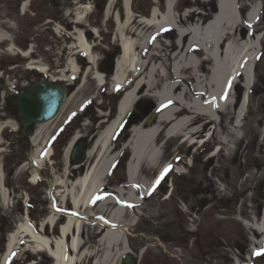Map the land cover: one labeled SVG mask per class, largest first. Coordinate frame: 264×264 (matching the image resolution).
Returning a JSON list of instances; mask_svg holds the SVG:
<instances>
[{
    "label": "rangeland",
    "instance_id": "obj_1",
    "mask_svg": "<svg viewBox=\"0 0 264 264\" xmlns=\"http://www.w3.org/2000/svg\"><path fill=\"white\" fill-rule=\"evenodd\" d=\"M55 1L60 2L58 10L60 13L54 15L55 19H53L47 14H40L41 6L47 9L46 0H20V3L26 4L25 9H21L22 14L16 0L15 2L0 0V36L3 37L0 40V123L12 122L16 125V131L5 128L0 133V150H2L0 170L4 177V190L2 188L0 193H9L6 203L2 205L0 202V233H2L0 257L7 235L15 231V225L22 222L27 211L28 217L34 224L44 220L50 212L49 190L56 177H63L62 151L68 141L78 134L79 141L85 145V151L88 150L94 137L106 125V121L113 119L116 103L122 93L130 88L126 86L125 90H116L113 95L111 94L114 89H111L109 84L114 63L121 58L117 44L112 42L115 24L111 18L102 24L92 2L85 0L84 5L90 6L94 13L87 20L88 29L85 26L78 29H82L88 42L94 45L92 50L94 75L98 73L97 75L105 77L106 81L104 88L100 89L92 80L93 71L86 78L84 77L91 66L88 65L84 55H77L71 51L72 36L62 33V30H65L70 34L72 30L70 28L72 24L68 23L72 15L67 18L64 12L67 11L69 3L75 5L71 2L73 0ZM262 1L264 2V0H237L242 23L235 37L244 39V35L250 33V37L254 38V33L263 32V40L259 42L261 49L256 58L255 85L250 90L249 103L244 110L239 130L233 131V109L224 113L218 112V123L210 121L203 115H195L193 123L205 125L206 128L200 127L199 132L192 134L194 140L202 138L201 134L207 131V127L214 125L212 137L203 148L191 149L185 144L180 145L182 137L179 136L167 141L159 151L157 167L159 168L164 162L172 161L174 168L170 167L163 177L157 180L158 183L154 181L158 174L157 168H148L146 163L140 168L138 181L152 185V189L147 191V197L140 200L139 209L131 206L126 210L127 215L124 218L127 228L125 235L129 239L133 256L137 257L140 248L146 246V251L137 264H264V250L257 254L259 246L252 241L264 235H257V232L252 230L253 228L261 230L258 223L264 216V23L261 24L259 18L254 26L249 27L245 20V14L251 6ZM158 3L162 13L164 0H158ZM146 5L147 0H141L143 12ZM115 7L119 11L118 2ZM32 8L39 9L38 20L36 19L35 23L38 22L30 26L27 22L31 23L30 19H34L30 14ZM177 8L182 11L194 8L198 11L184 19L178 16L180 32L188 31L192 24L207 22L216 12L215 0L208 3H203L202 0L194 2L182 0ZM113 11V14L117 12ZM132 13L134 23L130 26L131 31L126 37L130 36L139 45L134 52L135 58L137 57L140 64L149 66L148 69L151 70L157 88L163 86V83L168 84L173 79L171 67L173 65L176 67L178 64L173 61V54L177 52L175 45L177 32L169 28L152 32L139 23L145 18L143 14L138 10ZM48 21H53L55 24ZM56 27H60L59 34L54 32ZM92 28L99 33L98 38L90 33L89 30L92 31ZM147 36L150 38L146 41ZM187 37L182 39L184 43ZM12 44L13 49H30L28 57L17 55L13 49L10 51ZM203 57L201 51L189 63L198 67L199 74L205 79L213 67V62L209 58L203 60ZM33 62L48 69L46 77L27 69ZM66 66L77 67L78 75L71 78L70 74L65 72V77L71 79L68 83V101L62 111L48 122L51 124L44 127L53 156L50 162L44 163L40 172L42 180L37 185L31 186L28 182L32 172L29 160L33 147L30 142L37 126L28 128L29 134L19 129L17 112L14 110L17 103L16 93L32 83L39 82L40 79L50 81L59 78L60 72L67 70ZM146 72L143 68H139L141 77H145ZM180 76L179 82L183 85L181 89L184 88L186 91L184 100L187 102L194 94V79L190 77V72L187 74L183 72ZM175 77L177 78L178 75ZM239 81L240 84L234 89L237 104L243 92L241 87L243 81L242 79ZM138 96L134 112L129 117L133 126L149 119L156 108L153 93L146 95L144 90H140ZM185 111L182 115H189ZM130 130L129 126L128 130L121 131L116 139V146L121 147L128 141ZM163 140L164 137L160 134L157 143L160 144ZM113 146L112 144V148ZM216 146H220L221 150L214 154ZM109 151L111 153L109 157H112L113 149ZM130 153L131 150L125 149L119 157L117 166L111 171L112 180L107 179V186L99 193L103 199L109 194L115 195L113 187L122 186L124 189L128 187L124 171L121 170L125 169ZM91 161L92 158L87 161L84 159L81 164H75L69 160L70 180L68 181L73 182V179L85 174ZM76 165L79 167L73 170ZM170 189L172 196L168 201H162ZM53 194L55 193H51ZM138 196H140L139 192ZM53 201L54 206L58 207L57 198ZM69 210L70 206L65 205L64 211ZM90 211L93 216H85L84 219L88 221L82 225L81 238L84 243L82 248L90 253L95 252L96 256L81 264L101 261L104 255L102 249L98 250L97 247L98 231L99 224L105 222L108 215L96 209ZM132 213L134 218H131ZM62 222L63 217L60 216V223ZM191 233L196 235L193 236ZM47 234L50 238H54L57 229L52 233L48 231ZM251 246H254V251L249 250ZM23 247L24 245L16 251L7 264H21L23 261L32 260L38 261L39 264H51V260L46 255L34 256L25 253L22 251ZM116 249L118 248L113 249L108 257L112 259L118 251ZM120 264H122L121 260Z\"/></svg>",
    "mask_w": 264,
    "mask_h": 264
},
{
    "label": "bare ground",
    "instance_id": "obj_2",
    "mask_svg": "<svg viewBox=\"0 0 264 264\" xmlns=\"http://www.w3.org/2000/svg\"><path fill=\"white\" fill-rule=\"evenodd\" d=\"M132 0H122L121 8L115 7L114 0H107L104 9V18H111L114 25V35L112 42L116 43L120 50V57L114 63L112 80L109 86L111 89L118 91L130 86L118 101L116 112L113 119L106 121V125L94 137L92 144L88 148L85 160L92 158L88 164L85 175L81 174L73 182H69V158L71 150L79 139L76 134L62 151L63 153V177H56L51 184L49 196L51 198V211L41 221L42 232L34 229V224L29 218H24L21 223L15 225V228L6 238L5 253L0 257V264H7L8 260L19 250L24 244L22 251L32 255L44 254L51 260V264H81L87 262L91 257L96 256L95 252L83 250L82 238L80 233L83 230L82 225L87 223L84 217L91 215V209H96L98 212L107 214V220L100 223L99 240L97 243L98 250L102 249L104 255L101 261H96L93 264H120V260L125 254L129 253L125 246L126 229L124 218L126 210L135 207L139 209L140 196L146 194L152 189V185H146L144 182H139L140 168L143 164H147L148 168H157V161L160 156L161 147H158L157 140L160 134L164 139L171 140L175 137H183V143L193 144L194 138L192 134L199 132L200 127H195L193 120L195 115L205 116L210 121H217L216 115L218 112L224 113L233 109V131H238L241 127V120L244 116V100L237 104L233 90L238 86L239 79H242V91L248 89L254 83L252 74L255 63L254 55L257 52V43L263 38L254 37L251 39L249 35L245 40L236 36V31L242 23V18L238 16L237 0H215L216 12L209 17L207 22L203 24H192L188 31L180 32L178 23L180 19L175 15V6L178 0H164L162 13L159 12L158 0H154L155 8L152 9L151 15L139 22L143 27L152 32H158L162 29H172L177 32L175 45L177 52L173 54V61L178 64L171 67L173 79L168 84L156 87L151 70L146 64L142 65L135 58V51L139 45L136 40L126 37L130 33V26L134 23L133 13L130 10ZM203 3H208L211 0H202ZM26 4L22 6L25 9ZM113 10L117 12L113 14ZM74 23L84 24V20L91 13L90 6H77L74 10ZM188 12V11H187ZM185 12L183 18H186L190 13ZM193 14V13H192ZM203 14L205 12L203 11ZM246 22L249 27L254 26L259 19L257 16L256 7L251 6L246 14ZM60 28V27H59ZM55 28L56 34L60 33V29ZM180 33H179V32ZM92 32L97 34V30L92 28ZM72 35L71 51L77 55H84L89 67L84 77L86 78L94 67V56L92 55V44L87 40L84 31L74 28L70 33ZM183 36V37H182ZM185 43L182 41L184 37ZM182 37V39H181ZM122 38L124 40H122ZM150 38L146 37V41ZM3 37L0 36V40ZM13 44L10 47V51ZM8 50V52H9ZM13 51L22 57H28L30 49L21 51L14 48ZM202 51L203 60L209 58L213 62L211 71L204 79L199 74L198 67L191 66L189 62ZM255 53V54H254ZM184 62V63H183ZM180 64V65H179ZM186 64V65H185ZM67 67V66H66ZM28 68L41 71L47 74L48 69L42 65L30 63ZM139 68H143L146 72L145 77L139 74ZM65 72L70 74V77L78 75L77 67H67V70L61 71L59 78L51 79L53 82L69 83L71 79L65 77ZM190 72V77L194 79V90L189 98L185 101V89L181 82L182 73ZM92 73V80L96 86L100 88L103 83V77ZM175 75H178L176 78ZM205 76V75H204ZM131 80V81H130ZM240 84V83H239ZM230 85V86H229ZM157 89V90H156ZM178 89V91H177ZM144 90L146 95L153 93V98L156 106L164 102H169L170 106L163 112L159 113V117L148 127L145 123H139L132 127L126 148L131 150L129 161L126 165L125 176L128 187L120 188L113 194H109L104 199L99 196L100 191L106 185L109 170L114 165L109 156L112 147L113 137L117 133L118 128L126 119L127 114L132 111L137 103L139 96L138 91ZM178 92V93H177ZM245 97V96H244ZM168 100V101H166ZM187 112V116L182 115ZM102 116L103 114L100 113ZM185 114V113H184ZM100 115V116H101ZM51 123L38 125L31 137L32 155L29 160L32 172L29 178V183L34 184L39 178L40 171L43 170L44 163L50 162L52 155L51 149L47 143V133L44 127ZM101 127V125H100ZM8 128L16 131V125L12 122L0 123V131ZM207 137H210L208 134ZM2 150H0L1 152ZM113 153V152H112ZM42 155V156H41ZM79 165H76L73 170H76ZM1 171V170H0ZM179 171V169H178ZM3 174L0 172V190L3 187ZM70 180V179H69ZM138 190V192H137ZM51 193H55L51 195ZM57 198L58 206L65 208V205L70 206V212L58 211L57 206H54L53 199ZM2 204L8 200L6 192L0 193ZM62 213L66 220L59 227L57 238L46 237L48 228H54L57 222V215ZM134 218V216H132ZM48 227V228H47ZM54 230V229H53ZM258 232L260 230L256 229ZM118 248L116 255L108 257L113 252V249ZM130 248V247H129ZM97 250V249H96ZM21 264H39L38 261L21 262Z\"/></svg>",
    "mask_w": 264,
    "mask_h": 264
},
{
    "label": "water",
    "instance_id": "obj_3",
    "mask_svg": "<svg viewBox=\"0 0 264 264\" xmlns=\"http://www.w3.org/2000/svg\"><path fill=\"white\" fill-rule=\"evenodd\" d=\"M67 88L65 85L49 84L45 81L33 83L24 88L17 94V112L18 122L23 127H29L32 124L42 125L51 121L67 101ZM170 105L165 104L163 108ZM158 113L151 115L149 122L157 117ZM71 159L75 163H82L86 152L83 144L75 147L72 151ZM123 264H134L132 257L124 256Z\"/></svg>",
    "mask_w": 264,
    "mask_h": 264
},
{
    "label": "flooded vegetation",
    "instance_id": "obj_4",
    "mask_svg": "<svg viewBox=\"0 0 264 264\" xmlns=\"http://www.w3.org/2000/svg\"><path fill=\"white\" fill-rule=\"evenodd\" d=\"M89 1L93 2L94 6L98 9L103 7V5L105 4L104 0H89ZM71 2H73L75 5H71L69 3L68 8L66 6L67 11H65V12L72 11L73 9H75L79 5V4H77L78 2L85 3V0H73ZM47 3H48V5H47L46 14H47V16H51L53 19H55L54 15H59V13H60L58 11L59 7H60V2L59 1L56 2L55 0H47ZM64 16H65V14H64ZM71 21H72V18L70 19V21L68 23H70Z\"/></svg>",
    "mask_w": 264,
    "mask_h": 264
},
{
    "label": "trees",
    "instance_id": "obj_5",
    "mask_svg": "<svg viewBox=\"0 0 264 264\" xmlns=\"http://www.w3.org/2000/svg\"><path fill=\"white\" fill-rule=\"evenodd\" d=\"M261 16H262V22L264 23V7H263V9H262ZM15 109H16V108L14 107V110H15ZM193 236H195V235H193Z\"/></svg>",
    "mask_w": 264,
    "mask_h": 264
},
{
    "label": "snow or ice",
    "instance_id": "obj_6",
    "mask_svg": "<svg viewBox=\"0 0 264 264\" xmlns=\"http://www.w3.org/2000/svg\"><path fill=\"white\" fill-rule=\"evenodd\" d=\"M230 86V85H229ZM168 171V169L166 168L165 170H164V172H162L161 173V177H163V175L166 173ZM159 181H157V183H158ZM257 254H259V253H257Z\"/></svg>",
    "mask_w": 264,
    "mask_h": 264
}]
</instances>
